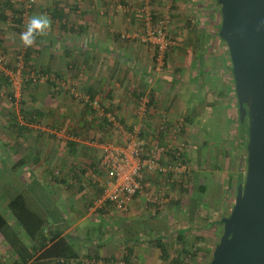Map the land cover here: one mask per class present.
I'll use <instances>...</instances> for the list:
<instances>
[{"label": "crops", "instance_id": "1", "mask_svg": "<svg viewBox=\"0 0 264 264\" xmlns=\"http://www.w3.org/2000/svg\"><path fill=\"white\" fill-rule=\"evenodd\" d=\"M172 2L171 7L167 0H36L30 18L46 14L51 25L26 48L18 33L7 25L8 18L2 19L9 10L0 0V53L11 58L23 48L26 71L38 74L30 75L24 85L23 96L33 105L20 118L14 116L5 99L0 103V217L4 221L0 228V264H115L124 261L126 254V264H171L176 257L182 240L179 235L188 233L186 224L190 223L186 217L176 219L177 213L193 217L197 201L207 196L205 182H198L195 195L190 197L175 183L167 182L170 177L160 172L146 174L143 183L150 194L165 201L170 196V200L156 205L134 197L121 212L109 203L95 204L108 179L104 172L97 170V182L81 175L96 167L102 143L118 142L116 132H102L106 123L95 118L97 113L83 100L85 96L97 98L124 128L137 122L136 107L145 103L148 114L142 133L147 142L176 143L179 135L173 139L171 127L183 117L182 140L188 144L184 151L190 165L197 162V153L220 144L226 136L233 138L235 134L241 140L227 47L214 31L216 22L209 19L214 10L210 16L204 14L207 0ZM148 5L161 8L162 15L153 10L158 17H172L169 35L175 46L167 51L162 63L157 61L155 48L139 38L143 28L140 10ZM201 6L203 13L197 19L203 26L196 28L192 17ZM168 8L172 10L167 12ZM5 72L0 70V95L7 87L3 83ZM56 96H60L59 105L48 107V101ZM45 112L50 117L41 127L35 116ZM70 112L79 119L78 124L63 121L67 117L64 114ZM205 114H211L220 127L210 146V128H204L200 120ZM161 125H166L162 132ZM57 127L66 135L52 137ZM86 132L96 133L95 144L87 143ZM189 147L196 149L191 151ZM169 160L170 154L160 159L162 164ZM206 167L193 170L194 187L197 177L211 174ZM193 184L189 181L190 191ZM165 185L169 187L167 192ZM18 194L43 219L44 248L23 232L8 209L10 200ZM4 233L14 234L16 248L11 249ZM50 239L53 243L62 241L76 260L57 262L59 259L47 250L53 244ZM156 241L163 244L168 258L162 257Z\"/></svg>", "mask_w": 264, "mask_h": 264}, {"label": "water", "instance_id": "2", "mask_svg": "<svg viewBox=\"0 0 264 264\" xmlns=\"http://www.w3.org/2000/svg\"><path fill=\"white\" fill-rule=\"evenodd\" d=\"M218 37L231 64L247 157L222 234L208 264H264V0H216Z\"/></svg>", "mask_w": 264, "mask_h": 264}, {"label": "rangeland", "instance_id": "3", "mask_svg": "<svg viewBox=\"0 0 264 264\" xmlns=\"http://www.w3.org/2000/svg\"><path fill=\"white\" fill-rule=\"evenodd\" d=\"M4 1H6V0H4ZM167 1H168L167 6L169 4L172 7V4H173L172 0H167ZM156 8H157V6L153 9L151 5H148L149 10H152V11L154 10L159 15H162L161 8H159V10H157ZM212 8L214 10V12H213L214 16L212 18L210 17L209 19L211 20L212 23L216 22L215 23L216 28L214 29V31H217L218 30L217 26L219 27V25H220V7H219V5L215 4V0H207L206 7L204 8V10H207V11L204 14L210 16ZM201 9H202V6L197 8V10H196L197 13L195 12V14H194V16H196V17H192V20H193L192 23H193L194 27H196V28H198V26L200 27L201 24L203 26V23L197 19L198 14L200 13V15H202V13H203V11H201ZM170 10H172V9H170ZM170 10L168 8L167 12H169ZM8 13H9L8 15H10V12H8ZM155 16L157 18L160 17V16L158 17L157 14ZM211 22L207 23L206 25L211 24ZM171 23H172V17L170 16L169 30H170ZM7 25L12 29L13 26H12V24H10V21H8V20H7ZM22 32L23 31L18 33V35H19L18 37H20V34ZM23 51H25V50L22 48L11 58L6 56V54H4L3 52L0 53V55L3 56V64L1 66V68L3 70H6V68H8L7 70L12 69V67L18 62L17 58L20 55H23ZM228 58H229V56H228ZM24 68H25V71L23 70V72H22L23 82L21 84V90H20L19 95L17 97L13 96V99L10 98L11 89H10L8 81H5V78H4L3 83L7 87L2 92V95H0V103H4V99H5L7 102V105L10 106V108H12L11 111L13 112L14 116L18 117V118H20L22 112H24L25 110L27 111V109H29L30 105H33V101H31L27 98H24V96H23V95H25V93H23L24 85H26L25 81H28V79L30 78V75H32V77L38 76L37 73L30 74L28 71H26L28 67L25 66ZM27 72H28V74H27ZM36 80H37V78H36ZM62 85H63V83H62ZM72 88L73 87H71V89ZM73 98L76 100V97H73ZM59 103H60V96H56L54 98V101H48V107L54 108V107H56V105H59ZM45 104H46V102L43 101L42 105L44 106ZM88 106H89V108L91 107L90 109H92V106L90 104H88ZM104 109H105V113H109L110 115H112L110 110H108L106 107H104ZM72 111H73V108H72L71 112ZM51 112L52 111H50V114H51ZM71 112L64 114L67 117L63 119V121H66L69 125H72L73 123L76 124L79 121V119H76V116ZM94 113H92L91 115L92 116L95 115ZM48 116H49V114H47L45 112V115H43V116H38V115L35 116L36 117L35 120L38 122L37 124L38 125L40 124L42 127L43 123L47 122L46 119H48ZM180 117L177 118V122L178 121L179 122L176 124V126L179 125L178 126L179 132L177 133L179 135V140L176 143L180 144L182 146L183 151H184V149H186V148L188 149V144L184 143V141L182 140L184 138L182 135L183 126H184V118L182 117L180 120ZM95 118L96 119L100 118V119L104 120L103 116H100L98 113L96 114ZM115 119H116V117H115ZM200 120L202 121L201 125L204 128H207V129L210 128L209 131L212 134L208 138V146H210L213 142L214 135L216 134V132L220 128L219 124H217V120L215 118H212L211 114H205L203 117L200 118ZM244 122L245 123H243V125L244 124L246 125L247 124L246 120ZM241 123L242 122L240 121V124ZM103 126H105V124ZM63 127H65V126H63ZM58 128L59 127H57V130H53L51 132L52 137H54L56 139L60 138V135H62V136L66 135V132L63 129L60 130ZM80 129L82 130V128H80ZM105 129L102 130V132H110V135H113V133L116 132L115 129H106V130ZM44 132H45V130H44ZM86 133H87V135L85 136V138H86L88 144H90L91 141H93L94 139L97 138V135L94 132L93 133L86 132ZM115 135H116V138L118 141L117 143H120L121 142L120 136L117 134V132ZM233 136H234L233 138L230 136L232 138V140L230 139V137L226 136L224 138L226 140H223L220 144L212 145V147L210 149L206 148L205 152H202L199 150L200 152L198 151L199 153H197V157H196V160H197L196 163L197 164L195 162H192V164L190 165L185 161L188 164L189 169H190V175L187 178V180L183 181L180 184V183L176 182L177 177H175V179H174L175 180L174 183L176 184V186L179 189L181 188V189L185 190L186 195H188V193H190V197H193L195 195L194 192H195V188H196V185L198 182H201V183L205 182L206 186H207V190H208L207 196L206 197L201 196L200 197L201 198L200 203L197 201V203H198L197 205H199V206H197L198 207L197 211L195 212L193 217H189L188 214L185 215L182 213V215H180V213H177L176 219H180V221H182L183 218L186 217V220L190 222V223L186 224V227L189 228L188 233H185L182 235V237L186 241V242H184L185 247H186V249L189 250V254H190V255L186 256V259H188V264H208L209 263V261L211 260L213 249H214L215 245L218 243L220 236L222 234L223 226L219 223V221L223 217H227L230 213V210L232 208V205H233L234 199H235V195H236L237 180H239V178L244 180V172L246 169V154H247L246 149L244 147L245 140H246V134L245 133L243 134V141L244 142L241 141L240 138L237 139V135L233 134ZM185 142H187V140ZM239 144H241V145H239ZM189 149H191V147H189ZM195 149L196 148L192 147L191 151H195ZM183 153L186 156L187 152L184 151ZM194 160H195V158H194ZM203 166H205V167L207 166L205 170L211 169V174L210 173L206 174V177H203V176L197 177L195 179L196 184L194 187L193 180H191V174H192L194 169L197 170L199 168L200 170H202L201 167H203ZM189 181L191 182V184H193V186L191 187V191L189 188ZM180 226L183 227L184 225H180ZM179 246H180L179 250L177 251V253H175V256H177V257L180 256V254H181L180 251L182 249L181 244H179ZM195 247L200 248L201 252L197 253L193 257L192 254L194 253L193 249Z\"/></svg>", "mask_w": 264, "mask_h": 264}, {"label": "built area", "instance_id": "4", "mask_svg": "<svg viewBox=\"0 0 264 264\" xmlns=\"http://www.w3.org/2000/svg\"><path fill=\"white\" fill-rule=\"evenodd\" d=\"M6 1L13 4H22L26 12L36 2V0ZM150 11L148 6H143L140 10L143 28L139 38L141 42L150 44L155 48L157 61L162 63L167 51L175 46V40L169 36L170 16L159 17L157 22L153 23ZM26 12L23 14V21L28 19ZM2 64L3 56L0 55V70H2ZM22 70L23 62L21 60L15 64L14 70H5V76L14 97H17L21 90ZM83 100L106 119L105 128L115 129L121 140L120 143L110 141L102 143L101 155L96 167L84 173L85 177L95 182L98 181L99 177L96 173L97 170L108 176V179L104 181L99 198L95 200V204L100 206L108 202L117 211L123 212L134 197H143L147 202L156 205L170 200V196L165 201L157 195L150 194L143 183L145 175H154L160 172L164 177H170L167 182L174 183V179L177 177L176 182L182 183L189 177L190 169L185 162L184 151L180 144L175 142L161 144L157 140L152 142L144 140L142 129L148 114L146 104L141 103L136 107L137 122L128 128H124L118 124L114 116L105 113V109L100 106L97 98L90 100L88 96H85ZM178 126L174 125L171 129L173 139L179 132ZM165 128L166 125H161V132ZM92 143L95 144L96 142ZM166 154L171 155V160L162 164L160 159ZM55 174H57V171H55ZM165 186L167 192L169 187L168 185ZM63 261V259L57 260L59 263ZM115 264L126 263L120 260Z\"/></svg>", "mask_w": 264, "mask_h": 264}, {"label": "trees", "instance_id": "5", "mask_svg": "<svg viewBox=\"0 0 264 264\" xmlns=\"http://www.w3.org/2000/svg\"><path fill=\"white\" fill-rule=\"evenodd\" d=\"M4 3H5V6L8 8V10L10 12V15H8L7 17L6 16L5 17L1 16L2 19H7L8 18V21H10V24H12V26H13L12 29L14 31H16L17 33H20L21 31H25L26 28H27V24H28V22L30 20V11L34 7L35 4H33L32 7L26 12L24 10L22 4H13V3H10L9 1H4ZM215 4H217L216 3V0H215ZM25 12L27 13L28 19L25 20V21H23V14ZM150 13L152 15V22L153 23H156L157 20H158V18L155 16L154 11L151 10ZM218 30H219V27H218ZM218 30H217V32H218ZM19 60H21V61L23 60L22 61L23 62V70L25 71V68L24 67L25 66L27 67V64H26V62H27L26 50L23 51V55H20L17 58V61H19ZM14 68H15V65L12 67V69H9V70H14ZM230 70H231V68H230ZM5 81H8L7 77L5 78ZM25 82H27V81H25ZM10 94H11L10 98L13 99L12 92ZM89 99L92 100L91 98H89ZM92 109L96 113H98L94 108H92ZM11 118H12V116H11ZM104 121L106 123V119L105 118H104ZM244 121H241L242 122L241 123L242 125H241L240 124V116L238 114V122H239L240 128L242 129V132H241V140L242 141H243V134L244 133L246 134V140H245V144H244V147L246 149V144H247V124L246 125L245 124L243 125V123H245ZM172 127H171V129H172ZM19 129H18V131H20ZM239 145H241V144H239ZM246 153H247V150H246ZM184 157H185V155H184ZM246 157H247V154H246ZM185 161H186V159H185ZM85 172L86 171L82 172L81 175H84ZM96 173L98 174V171H96ZM56 175L57 176L59 175V171L58 170H57V174ZM242 181H243V179H240V178H239V180H237V188H238V186H240L243 183ZM201 190H203V189H201ZM202 192L203 191H201V193ZM236 192H237V189H236ZM106 203H108V202H106ZM8 209L11 212V214L13 215L15 221L18 222L21 225L23 232L31 240L40 241L41 247L44 248L46 246V239L43 238V234H42V229H43V224H44L43 219H41L39 216H36L33 213V211L30 210L27 207V205L25 203V200L22 197V195L18 194L17 196H15L14 198H12L10 200L9 204H8ZM0 221H2L1 217H0ZM219 223L222 225L221 220L219 221ZM3 226H4V221H2V223H0V228L3 227ZM182 235L183 234L179 235V240L182 239L180 241L181 247H182V249L180 251L181 254H180L179 257H177V256L176 257H173L171 259V264H188V259H186V256H188L190 254H189V250L186 249V247H185V244L183 242ZM4 237H5L6 241L8 242V244L10 245L11 249L16 248V244L13 241V237H14V234L13 233H4ZM53 241L54 240L50 239L48 242L53 243ZM155 245L161 251L162 257L168 258L167 257L168 256L167 255V250L165 249V247L163 246V244L160 241H156ZM47 250L52 251V254L51 255H54L58 259H73V260H76L75 259V256L72 253L68 252V250H69L68 246H66L62 241H59V240L56 241V243H53L49 247V249H47ZM54 250H56L57 252L54 253L53 252ZM193 252L194 253L192 254V256L194 257L197 253L201 252V249L195 247L193 249ZM45 253H46L45 255H50L48 253V251H45ZM124 262L125 263H128L129 262V254H126L124 256Z\"/></svg>", "mask_w": 264, "mask_h": 264}, {"label": "clouds", "instance_id": "6", "mask_svg": "<svg viewBox=\"0 0 264 264\" xmlns=\"http://www.w3.org/2000/svg\"><path fill=\"white\" fill-rule=\"evenodd\" d=\"M50 25L51 20L46 14L30 18L26 30L20 34L24 47H30L34 43L35 36L46 31Z\"/></svg>", "mask_w": 264, "mask_h": 264}]
</instances>
